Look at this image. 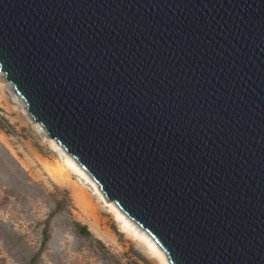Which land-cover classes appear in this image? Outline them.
Returning a JSON list of instances; mask_svg holds the SVG:
<instances>
[{
    "label": "water",
    "instance_id": "95a60500",
    "mask_svg": "<svg viewBox=\"0 0 264 264\" xmlns=\"http://www.w3.org/2000/svg\"><path fill=\"white\" fill-rule=\"evenodd\" d=\"M0 71L171 264H264V0H0Z\"/></svg>",
    "mask_w": 264,
    "mask_h": 264
},
{
    "label": "rangeland",
    "instance_id": "374dc122",
    "mask_svg": "<svg viewBox=\"0 0 264 264\" xmlns=\"http://www.w3.org/2000/svg\"><path fill=\"white\" fill-rule=\"evenodd\" d=\"M66 155L1 72L0 264H165L127 215L121 228L110 200L84 175L75 173L70 183L54 177ZM79 187L96 212L76 196Z\"/></svg>",
    "mask_w": 264,
    "mask_h": 264
},
{
    "label": "bare ground",
    "instance_id": "6f19581e",
    "mask_svg": "<svg viewBox=\"0 0 264 264\" xmlns=\"http://www.w3.org/2000/svg\"><path fill=\"white\" fill-rule=\"evenodd\" d=\"M71 157L72 156L66 155L62 159V163L60 164L59 169L54 171V177L57 180H59L60 182H62V183H70V182L73 181L72 180V176L75 173L82 174V175H84L86 177L87 180H89V182H91V184L93 185L94 189L99 194V197L104 199V196H103L104 194H102V191H101L99 185L96 183V181L91 176L88 177L87 172L85 171V169H83V167L81 165L79 166L77 161L74 158H71ZM76 196L80 198V200H81V202L83 204L87 205L88 208L90 207V209L93 212H96L97 207H95L92 204V198H91L92 196H91V194H88L86 190H84L83 188L79 187ZM109 202H110L109 203L110 208L113 211V215L115 216V218L117 220H119V223L121 224V228L122 229L125 228L128 225V224L126 225V223L130 222V219H128L126 217L125 213H123L121 211V209L118 207V205H116V203L111 202V201H109ZM145 233H147L149 235V236H147V239H148V244L147 245H149V248L152 249V250H155V251H159L162 254V259H163L162 261H164L165 264H171L169 262V259H168L167 255H166L165 251L160 247V245L151 237V235L148 232H145ZM104 237L107 238L105 235H104ZM158 255H160V254H158Z\"/></svg>",
    "mask_w": 264,
    "mask_h": 264
},
{
    "label": "trees",
    "instance_id": "16d2710c",
    "mask_svg": "<svg viewBox=\"0 0 264 264\" xmlns=\"http://www.w3.org/2000/svg\"><path fill=\"white\" fill-rule=\"evenodd\" d=\"M81 230H82L83 232H88L87 229H86V226H81Z\"/></svg>",
    "mask_w": 264,
    "mask_h": 264
}]
</instances>
